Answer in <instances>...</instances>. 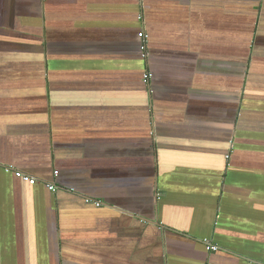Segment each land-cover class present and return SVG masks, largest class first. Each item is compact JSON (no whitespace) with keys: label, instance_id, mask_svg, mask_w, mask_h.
<instances>
[{"label":"crops","instance_id":"0c3cea01","mask_svg":"<svg viewBox=\"0 0 264 264\" xmlns=\"http://www.w3.org/2000/svg\"><path fill=\"white\" fill-rule=\"evenodd\" d=\"M0 264H264V0H0Z\"/></svg>","mask_w":264,"mask_h":264},{"label":"built area","instance_id":"2783aa9c","mask_svg":"<svg viewBox=\"0 0 264 264\" xmlns=\"http://www.w3.org/2000/svg\"><path fill=\"white\" fill-rule=\"evenodd\" d=\"M139 36L142 37L143 39H146L147 38V34L144 32V31H141L139 33ZM142 49L144 51V56H146V45L144 44L142 46ZM150 77V74L149 73H146L145 74V79L148 80ZM17 174L24 180V181H27L29 182L30 184H36L37 182V178L35 177H32L26 173H22V172H17ZM48 187L51 189V190H54L56 188V186L54 184H48ZM209 248H215V247H212V246H209Z\"/></svg>","mask_w":264,"mask_h":264},{"label":"trees","instance_id":"16d2710c","mask_svg":"<svg viewBox=\"0 0 264 264\" xmlns=\"http://www.w3.org/2000/svg\"><path fill=\"white\" fill-rule=\"evenodd\" d=\"M143 53H144V51H143Z\"/></svg>","mask_w":264,"mask_h":264}]
</instances>
